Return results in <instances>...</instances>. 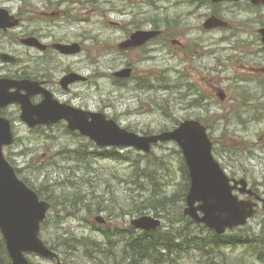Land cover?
I'll return each mask as SVG.
<instances>
[{"label":"rangeland","instance_id":"374dc122","mask_svg":"<svg viewBox=\"0 0 264 264\" xmlns=\"http://www.w3.org/2000/svg\"><path fill=\"white\" fill-rule=\"evenodd\" d=\"M106 10L104 4L98 7L97 15L85 10L79 13V17L85 18L81 21L83 29L91 28V19L105 21ZM146 12L147 17H155L153 9ZM112 16L119 18L117 14ZM75 27L86 34L81 25ZM98 27L103 32L98 40L83 38L87 50L82 71L97 72L99 76L98 87H81L84 103L141 135L173 129L186 119L205 121L214 143V155L226 173L233 178H246L264 196V75L256 78L241 69H185L186 75L178 73L179 69H157L155 88L156 69H138L137 77H142V81L122 83L111 76L118 70L112 68L121 65L123 58L118 53L107 56L106 47L110 35L117 38L120 34H110L100 23ZM91 45L96 48H90ZM92 60L99 61L98 69L86 67ZM179 76L187 77L183 80L185 86ZM218 91H226L227 100L218 97ZM252 94L253 106L246 102ZM197 99L201 103L195 102ZM21 119L14 121L16 139L4 148V154L20 171V178L53 203L40 235L58 252L62 262L131 264L132 255L129 251L125 254L123 248L131 237L146 232L134 227L131 220L152 215L161 217L162 230L172 223L189 225L193 244L201 241L211 251L186 246L179 249L170 264H264L262 206L245 226L224 235L243 238L250 234L259 239L258 246L217 245L213 229L189 223L177 213L184 212L187 202L182 196L186 186L182 165L185 157L176 142L157 143L149 154L129 147L99 148L89 138L58 132L61 127L45 133L30 130ZM173 194L182 196V200L174 205L169 216H164L166 211L158 215L152 207L154 199ZM99 215L109 223L96 221ZM113 252L115 258L110 257ZM28 258L31 264H58L33 253Z\"/></svg>","mask_w":264,"mask_h":264},{"label":"flooded vegetation","instance_id":"af4514ba","mask_svg":"<svg viewBox=\"0 0 264 264\" xmlns=\"http://www.w3.org/2000/svg\"><path fill=\"white\" fill-rule=\"evenodd\" d=\"M104 4L107 19L99 22L91 19V28L83 29V17L79 13L85 10L87 14L97 15L98 7ZM148 9L155 11V17L146 16ZM99 23L110 34H120L117 38L110 35L106 47L107 56L118 53L123 58L121 65L112 68L118 70L111 76L122 83L142 81V77H137L138 69H156L155 88H158L157 69H179L180 74L185 69H241L256 78L264 75V3L252 0H0V82L10 93L20 89L21 94H27L33 106L47 100L54 109L70 106L102 112L84 103L81 90L84 85L90 90L98 87V73L84 74L82 69L87 50L83 38L101 36L103 32L97 30ZM80 25L86 34L75 27ZM139 32L151 34L144 40H133ZM88 64V69L99 68L97 60ZM122 69H130V75L116 76ZM179 79L185 86L183 80L187 77L179 76ZM217 96L227 100L226 91H218ZM253 100L252 94L246 102L253 106ZM21 114L18 102L0 107V116L12 123L15 139L14 121L21 119ZM22 122L33 131L45 133L61 127L58 132L89 138L79 130L70 129L64 118L34 126Z\"/></svg>","mask_w":264,"mask_h":264},{"label":"water","instance_id":"95a60500","mask_svg":"<svg viewBox=\"0 0 264 264\" xmlns=\"http://www.w3.org/2000/svg\"><path fill=\"white\" fill-rule=\"evenodd\" d=\"M252 1L264 3V0ZM150 34L139 32L133 36V40H144ZM115 75L127 77L130 69L119 70ZM12 102L21 104V118L28 125L64 118L70 129L79 130L100 147H131L150 153L157 143L175 141L181 147L190 173L184 214L218 234L245 225L257 213L260 202L264 210V197L249 186L246 178L237 179L226 173L214 155V143L207 126L197 119H186L174 129L161 133L141 135L122 127L103 112H88L70 106L54 109L52 106L50 108V101L47 100L33 106L27 94H21L20 89L10 93L0 82V107ZM14 140L11 121L0 116V230L12 264H31L29 253L58 259V264H66L40 236L42 223L46 221L52 204L41 199L36 190L18 176L4 154V148L12 145ZM235 190L249 197L242 198ZM95 220L106 222L100 215ZM131 224L151 231L161 227L162 219L142 215L131 220Z\"/></svg>","mask_w":264,"mask_h":264},{"label":"trees","instance_id":"16d2710c","mask_svg":"<svg viewBox=\"0 0 264 264\" xmlns=\"http://www.w3.org/2000/svg\"><path fill=\"white\" fill-rule=\"evenodd\" d=\"M203 123L206 125L205 121H203ZM182 165H183V173L185 175V182H186V186L184 188V192L182 193V196L183 199L186 200L187 191L190 185V175L185 161L184 162L182 161ZM23 180L26 183H28V181H26L25 179ZM36 191L42 198L41 192L38 190ZM182 196H179L178 194H173L171 196L166 195L161 198L158 197L156 200L154 199L152 207L158 215L166 211L164 216L167 217L171 213L174 205H176L178 202L182 200ZM64 206L66 207L65 203ZM177 213L183 218H185V220L187 219V222L189 223H196L199 227L204 226L202 223L195 222L190 217L186 216L184 212H182V210H178ZM141 214H143V212ZM155 232L154 233L144 232L139 237L134 236L127 241L126 244L127 247H124L123 251L125 252V254L127 251H129L130 254L132 255L133 260L131 264H144L142 260L150 264H170V261L172 260L175 261L174 255L179 254L178 252L179 249L181 248L185 249L186 246H190V248L195 247L202 251L205 250V252L207 253L211 252L210 249L205 248V246L202 244L201 241L193 244L192 242L193 236L189 225H185L184 227H182V226H175L172 223L168 227V229L162 230V228H159L158 233L156 234ZM224 235H219L217 233H214V240L217 245L226 244V243L232 246L240 243L257 245L256 243L257 240L251 237L250 234H246L247 236H244L243 238L236 237L235 235H230L228 236V238H226ZM92 243L95 244V242H91V244ZM192 245L194 246L191 247ZM115 255L116 254H114L113 252L110 257L115 258L116 257ZM122 258H124V255L122 256ZM137 260H140V262H137ZM0 264H12L1 231H0Z\"/></svg>","mask_w":264,"mask_h":264},{"label":"bare ground","instance_id":"6f19581e","mask_svg":"<svg viewBox=\"0 0 264 264\" xmlns=\"http://www.w3.org/2000/svg\"><path fill=\"white\" fill-rule=\"evenodd\" d=\"M251 110V109H250ZM191 232H193V231H191ZM195 232V231H194Z\"/></svg>","mask_w":264,"mask_h":264}]
</instances>
